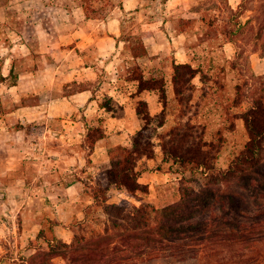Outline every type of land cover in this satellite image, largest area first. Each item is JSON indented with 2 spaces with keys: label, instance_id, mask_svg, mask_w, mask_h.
I'll return each instance as SVG.
<instances>
[{
  "label": "trees",
  "instance_id": "trees-1",
  "mask_svg": "<svg viewBox=\"0 0 264 264\" xmlns=\"http://www.w3.org/2000/svg\"><path fill=\"white\" fill-rule=\"evenodd\" d=\"M94 1L82 2L89 17L100 14ZM246 1L242 0L234 7L226 0L219 13L207 12L199 18L183 17L178 21L175 25L177 33L195 29L198 22L201 31L197 41L187 47L191 62L172 59L170 63L172 94L168 88V75L161 70L165 62L160 67H153L143 61L163 56L149 54L142 34L121 36L131 61L127 62L129 64L123 76L119 74V79L136 84L135 97L144 92L157 94L162 108L153 113L146 98L137 99L136 111L142 125L132 134L130 144H117L109 149L110 161L96 172L90 186L92 202L84 212L87 217L91 209L101 207L107 216L105 232H121L119 235L122 234L131 247L142 246L147 243L146 239L154 237L161 242L185 241L192 235L196 239L190 240H196L195 245H209L204 264H224L233 260L251 264L264 257V74L246 77L240 72L238 81L230 83L226 80L229 71H235L239 64L234 57L227 56L225 44L237 43L249 30L256 33V44H260L259 40L264 42V17L257 27L252 17L243 20L248 9ZM118 4L123 6L122 1ZM30 30L32 26H27L26 31ZM3 60L0 56V82L7 80L3 74ZM19 60L22 59L16 57L15 61ZM22 70L15 72L12 68L9 76L12 83L17 81ZM196 78L200 79L201 85L195 82ZM114 101L108 96L100 100V105L111 111L115 108ZM4 106L0 100V112L9 109ZM206 106L221 109L229 125L221 124L215 132L210 131V113L205 112ZM173 114L176 121L168 125ZM96 119L99 127H89L86 135L92 149L105 136L104 119ZM238 119L243 120L248 137L228 165L220 166L219 159L227 140L225 129H236ZM8 121L13 129H25L33 134L43 132L47 126L46 122H29L15 117ZM158 145L163 153L158 169L165 170L164 164H170L166 171L180 174L181 200L162 210L157 221L158 208L145 198L150 188L140 181L143 173L140 163L156 158ZM237 180L244 181L243 190H222V185ZM113 188L137 198L140 204L128 198L111 202ZM54 227L49 229L51 236L43 227L37 237L30 240L33 243L44 239L48 244L47 247L40 246L42 250L30 264H54L55 257L67 256L83 242L87 245L83 248L89 247V251L82 253V261L96 263L103 259L100 250L115 242L111 235L87 240L85 235L75 233V240L69 243L57 235ZM198 251L200 248L193 255L197 256ZM184 258H187L186 253Z\"/></svg>",
  "mask_w": 264,
  "mask_h": 264
},
{
  "label": "rangeland",
  "instance_id": "rangeland-1",
  "mask_svg": "<svg viewBox=\"0 0 264 264\" xmlns=\"http://www.w3.org/2000/svg\"><path fill=\"white\" fill-rule=\"evenodd\" d=\"M120 1L121 0H95L93 3L99 13L104 15L115 10V7ZM225 1L226 0H187V2L179 4L177 8H169L162 3L163 0H142L141 12L124 14V36H127L130 33L146 34L149 27L147 26V20L151 16L153 18L156 17L157 20H161L164 17L165 22L163 24L158 23L152 28L158 38L157 42L160 43L149 41L151 46L156 47L157 49L161 48L159 55L163 57L152 61L148 59L143 61L147 63L148 66L153 67H160L161 63L165 62L166 65L161 70L168 75V88L170 94L173 93L170 79V63L173 58V51L175 50L176 45H182L185 43L188 47L195 43L198 37L197 34L201 31L198 28V25H200V22H198L195 29H190L185 32V35L173 39V34H177L175 25L178 24V21L183 17L199 18L207 12L219 13V8L225 5ZM229 1L234 7H237L242 0ZM263 4L264 0H247L246 7H248V9L245 10V13L242 16L243 20L247 21L252 17V19H254L253 23L257 27L260 20H262V17H264ZM19 25L22 26L21 24ZM4 31H7V29L0 26V33H3ZM255 35L256 33L254 34V32L249 30L240 37L237 43L228 44L226 48L227 55L229 53V55L234 57L239 64L238 68L235 71H229L228 76L226 77V80L230 83L238 81V75L240 72L246 77H252L254 73L264 74V42L259 40L260 44H256L257 40H255ZM16 54L17 57L22 60L24 59L21 52L17 49ZM130 59L131 57L129 53L123 47L119 56L120 75L123 76L124 71L129 64L127 62ZM101 75L103 81L95 83L97 89H101L99 92L101 100L109 96L108 91L114 84H118L120 90L124 92L119 95V100L114 101V110H111L110 112L108 111L106 116L112 114L116 118L119 116L126 118L123 122L127 121L126 124L128 125L129 130L136 131L142 125L141 120L138 119L136 114V101L139 97L146 98L150 102V107L153 113L161 110L162 105L159 102L157 94L144 92L143 95L135 97L134 93L136 91V84L134 82H127L123 78L117 83L112 81V78H114L113 73L104 72ZM195 82L198 85H201L199 78H196ZM67 88L69 90H74L79 87L78 85L73 84V86ZM124 94L130 97H126ZM1 95L2 94H0V96ZM0 100L1 103L4 102L6 108L11 106V98L6 92L3 93ZM204 110L206 113H210L208 118L210 131L215 132L221 124L223 126L229 125L228 120L222 116L224 114L221 109L206 106ZM82 113V109L77 113L80 120L84 117V114ZM101 113L103 112H94L93 118H91L89 124L86 123L85 126L88 125L91 128L99 127L96 118L102 117L105 120V117H103ZM175 121L176 118L173 114L169 119L168 125ZM45 122L58 128H61L62 126L64 127L68 124V121H64L62 124V120L55 118L46 119ZM104 124L105 123H103V125ZM100 126L102 127V125ZM81 127L82 130H80L78 134L69 136L66 134L63 137V142L65 143V150L63 151L64 162L61 165V168L59 167L58 169L61 177V181L58 180V196L55 197L51 195L50 191L53 192L55 189L47 182L44 195L40 199L37 195L36 197L27 198L25 202L22 201L20 205L15 206V211L8 210L9 208H6V206H3L2 208L0 205V264H30L32 258L37 256L42 250L40 246L47 247L48 245L44 239L30 243V238L28 239V237H30L29 233L24 235L19 233V225L24 222L25 218L23 212L28 215L27 218H36L37 220L40 218V222L44 223V227L48 230V236L52 235L49 229L53 228L55 223H58L59 226L54 227L58 233L57 235L69 243L75 240V233L80 236L85 235L87 240H92L100 235H111L114 237L115 242L111 246H105V248L102 247L103 249L100 250L99 253L103 259L92 264H204L207 259L206 253L209 245H195L196 240H190L196 239L195 236L189 235L185 241L183 239L172 238L173 240H164L163 242L154 237L152 240L146 239L147 243L142 246L131 247L127 244L125 241L126 239L122 234L119 235L121 232L115 230H112L110 233L105 232L107 216L101 207L91 209L86 217L84 208L91 203L90 186L94 183L96 172L108 162H101V159L98 160V162L90 160L89 154L92 150V144L88 141L86 136L89 129L84 132L83 126ZM114 130L113 132H115ZM225 133L227 135V140L219 159V165L223 167L227 166L232 157L239 152L248 137L242 119L237 120L236 129H225ZM113 134L106 135L107 137L105 141L108 143L109 147L104 150L106 156L109 153V149L116 146L117 143H131L132 134H123L121 136H115ZM33 135L35 136H31L32 140L39 141V134L34 133ZM31 137L29 139H31ZM20 138L22 141L25 140L23 136H20ZM26 140H28V137H26ZM156 141L159 140L157 139ZM73 148L76 149L73 150ZM157 151V158L146 159L140 163V168L143 170L140 181L147 184L150 188L149 194L145 195V198L158 208V212L156 213L158 221V217H160L162 210L171 205L178 204L181 200V176L179 173L166 171L168 170L167 168L170 167V164H164V168H166L165 170L158 169V166L163 161V153L160 145L157 146ZM72 154L76 155V159L66 161ZM85 158L88 160L86 161ZM37 165L38 164L35 162L31 164L30 170L32 173H38L39 167ZM34 178L35 175L33 176V179ZM35 181L37 182V179ZM35 181H33V184ZM243 185L244 181L237 180L231 183H226L222 185L221 188L224 191H240L243 190ZM48 189L50 190L48 191ZM34 193L35 192H33V194ZM123 198H128L133 203L140 204V201L137 198L129 197L126 193L116 188L112 189L111 202H119ZM80 221L83 222L81 223ZM27 223L29 222L27 221ZM40 227L41 226H39V228ZM153 230L154 228H152L151 231ZM83 246H87L85 242L80 245L78 244V246H76L67 256L55 257L53 263L91 264L88 262L84 263L81 259L82 253L89 251V247H85L86 249H84ZM199 248L200 251H198L199 253L197 256L193 255L196 254L197 249ZM185 253L187 254V258H184ZM98 257L100 256L98 255ZM228 260L229 259L225 261ZM255 260L256 261L251 262V264H264V257ZM224 264L239 263L238 260H233L225 262Z\"/></svg>",
  "mask_w": 264,
  "mask_h": 264
},
{
  "label": "crops",
  "instance_id": "crops-1",
  "mask_svg": "<svg viewBox=\"0 0 264 264\" xmlns=\"http://www.w3.org/2000/svg\"><path fill=\"white\" fill-rule=\"evenodd\" d=\"M121 1L123 6L118 4L111 13L89 17L84 9L83 0H0V26L7 29L0 33V56L4 59L3 74L7 77V80L0 82V94L6 92L11 98L9 109L0 112L2 208L6 206L8 210L15 211V206L20 205L22 201L25 202L27 198L36 195L39 199L42 198L47 182L55 189L53 192L50 191L51 195L58 196V180L61 181L58 169L64 162L63 137L66 134L68 136L78 134L82 130L81 126L84 132L88 131L89 126L85 124L91 121L94 112H103L101 114L105 117L103 122L105 136L95 143L93 149L91 148L89 158L93 162L100 159L101 162L110 161L109 153L107 156L104 153V150L109 148L105 141L106 135L116 133L113 135L121 136L135 131L129 130L127 121L123 122L126 118L121 116L116 118L112 114L106 116L108 110L100 105L101 89L95 86L96 82L103 81L101 74L104 72L113 73L112 81L118 83L120 80L119 56L125 42L121 38L124 14L142 11V0ZM185 2L187 0H163L162 3L169 8H177L179 4ZM164 22V17L157 20L151 16L147 20L149 27L143 37L150 55L161 52V48L151 46L149 41L160 43L157 42L158 38L152 28ZM27 26H32V31L27 32ZM183 35L185 33H174L172 38L176 39ZM230 43L225 44V49ZM16 49L21 52L23 60L15 61ZM227 56L233 58L229 53ZM172 59L181 63L191 62V55L185 43L176 45ZM13 67L15 72L23 69L15 83H12L9 77ZM73 84L79 88L69 90L67 87L70 88ZM121 93L124 92L120 90L118 84H114L108 91V95L115 101L119 100ZM81 109L84 117L80 120L77 113ZM13 117L40 123L55 118L62 120V124L68 121V124L58 128L47 123L46 129L37 133L39 141H34L31 137L35 136L33 133L10 126L8 120ZM20 136L25 140L22 141ZM75 156L70 155L66 161L76 159ZM34 162L38 164V173H32L30 170ZM33 181L36 183L33 184ZM23 214L25 218L19 225V233L21 235L29 233L30 241L37 237L44 223L40 222V218L35 220L27 218L25 212ZM58 226L59 224H55V227Z\"/></svg>",
  "mask_w": 264,
  "mask_h": 264
}]
</instances>
